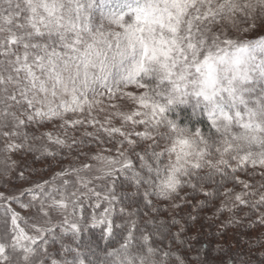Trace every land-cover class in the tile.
<instances>
[{
    "label": "snow or ice",
    "instance_id": "snow-or-ice-1",
    "mask_svg": "<svg viewBox=\"0 0 264 264\" xmlns=\"http://www.w3.org/2000/svg\"><path fill=\"white\" fill-rule=\"evenodd\" d=\"M0 264H264V0H0Z\"/></svg>",
    "mask_w": 264,
    "mask_h": 264
},
{
    "label": "trees",
    "instance_id": "trees-1",
    "mask_svg": "<svg viewBox=\"0 0 264 264\" xmlns=\"http://www.w3.org/2000/svg\"><path fill=\"white\" fill-rule=\"evenodd\" d=\"M233 236H234V233L230 231V232L228 233V241H229L230 243H232L233 246H235V241L232 239Z\"/></svg>",
    "mask_w": 264,
    "mask_h": 264
},
{
    "label": "rangeland",
    "instance_id": "rangeland-1",
    "mask_svg": "<svg viewBox=\"0 0 264 264\" xmlns=\"http://www.w3.org/2000/svg\"><path fill=\"white\" fill-rule=\"evenodd\" d=\"M37 166H39V165H37Z\"/></svg>",
    "mask_w": 264,
    "mask_h": 264
}]
</instances>
